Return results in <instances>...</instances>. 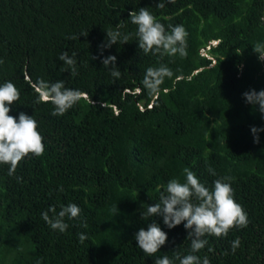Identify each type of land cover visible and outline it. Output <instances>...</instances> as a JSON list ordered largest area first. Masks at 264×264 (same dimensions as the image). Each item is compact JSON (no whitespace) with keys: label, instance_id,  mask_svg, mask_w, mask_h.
<instances>
[{"label":"trees","instance_id":"1","mask_svg":"<svg viewBox=\"0 0 264 264\" xmlns=\"http://www.w3.org/2000/svg\"><path fill=\"white\" fill-rule=\"evenodd\" d=\"M159 2L0 0V85L10 81L20 91L9 114L33 116L45 145L42 156L25 157L12 176L0 164V264H155L164 256L179 264L177 253L193 254L184 224L169 229L162 217L145 221L141 213L160 201L171 179L185 182V168L210 189L231 177L250 221L226 237L206 235L208 245L194 254L210 264H264V131L258 144L251 131L264 129V114L243 96L264 90V62L253 51L264 43V0H163L162 9ZM141 7L168 31L186 29V57L139 48L129 13ZM109 29L130 39L101 55ZM65 51L76 54L75 76L59 59ZM109 55L117 57L118 79L102 63ZM161 65L173 77L150 96L142 80L147 68ZM39 79L63 81L85 96L53 116L51 103L35 102L30 82ZM70 203L81 218L66 217L65 232L42 219L51 207L59 212ZM153 221L168 241L148 256L135 234ZM236 238L241 243L233 252Z\"/></svg>","mask_w":264,"mask_h":264},{"label":"clouds","instance_id":"2","mask_svg":"<svg viewBox=\"0 0 264 264\" xmlns=\"http://www.w3.org/2000/svg\"><path fill=\"white\" fill-rule=\"evenodd\" d=\"M173 2V0H168ZM158 8H164L163 0L157 4ZM131 22L137 26L136 36L138 37L139 48L145 54L170 55L180 57L187 56V37L188 33L182 25L171 26L170 31L166 30L164 24L149 12L146 7H141L139 11L129 13ZM120 25L119 27H122ZM106 41L99 48L101 55L105 48L110 49L114 44H126L130 37L122 34L118 30H106ZM87 36L88 34H81ZM75 39L76 37H70ZM217 41H214L216 44ZM253 51L258 54V59L264 62V43H256ZM75 53L70 57L65 51L60 54L59 59L71 69V74L75 76L76 60ZM99 57H92L98 59ZM117 57L109 55L104 57L102 63L104 67L110 68L111 75L114 78H120L121 72L116 64ZM4 61L0 59V64ZM173 72L165 65L159 67H149L146 69L142 80L143 87L150 96L158 97L161 92V85L165 78L171 79ZM31 87L37 93L36 103H51L54 106L53 116H63L67 111L73 108L85 96V93L78 89L65 87L63 81L49 83L43 79L30 82ZM168 91V89H163ZM246 103L258 106V111L264 114V90L259 92L255 89L246 91L243 94ZM20 99V91L12 82H5L0 85V164L9 165L8 175L15 174L19 163L30 154L42 156L45 151L43 136L38 130V122L33 116L24 112L19 114V118L10 115L11 105ZM251 131L254 135V142L259 143L258 133L264 129L253 126ZM209 173L216 175L215 170L209 167ZM185 182L178 179H171L166 189L160 195V201L154 205H143L144 211L141 218L145 221L151 217L160 216L169 229L184 224L188 230V238L191 239V253L183 257L179 253L176 259L179 264H210L207 256L201 258L194 253H198L208 245V240L204 237L211 235L215 237H226L233 228H246L250 223L249 218L243 207L236 202L234 189L231 186V177H222L213 182L210 189L202 183L190 169H184ZM18 180L21 178H17ZM63 191V188L60 189ZM81 209L74 203L67 206L61 205V210L57 212L55 206L42 213V219L53 230L65 232L69 224L68 220L81 218ZM115 211V209H114ZM49 212L52 215H49ZM82 226L87 228L86 220H82ZM79 240L83 243L87 237L81 233ZM137 246L148 256H153L168 241V235L161 229L158 223L153 221L148 224L147 229L141 228L135 234ZM240 239L232 241V251L235 252L240 246ZM211 251V249H209ZM39 264V262H38ZM155 264H173L168 256L158 258Z\"/></svg>","mask_w":264,"mask_h":264}]
</instances>
